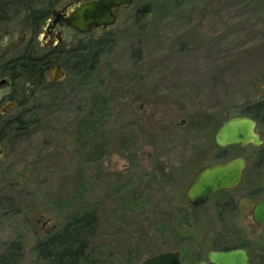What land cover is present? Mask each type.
I'll return each instance as SVG.
<instances>
[{"label": "rangeland", "instance_id": "1", "mask_svg": "<svg viewBox=\"0 0 264 264\" xmlns=\"http://www.w3.org/2000/svg\"><path fill=\"white\" fill-rule=\"evenodd\" d=\"M39 1L26 3L48 10L70 0ZM44 13L21 7L0 22V113L12 96L6 116L34 119L31 132L0 143V255L16 243L23 264H50L38 238L94 210L91 255L100 264H141L167 250L195 264L246 244L252 264H264V227L250 225L264 192V148L228 149L248 159L236 188L198 207L186 196L196 172L218 160L221 122L264 99V0H135L99 38L66 31L70 46L83 38L99 51L98 67L76 78L72 54L63 57L65 76L52 87L49 72L11 66L31 44L34 55L48 52L38 49ZM89 106L101 116L86 128Z\"/></svg>", "mask_w": 264, "mask_h": 264}, {"label": "water", "instance_id": "2", "mask_svg": "<svg viewBox=\"0 0 264 264\" xmlns=\"http://www.w3.org/2000/svg\"><path fill=\"white\" fill-rule=\"evenodd\" d=\"M135 0H77L80 5L68 16L65 21L73 25L78 31L89 33L94 27L106 30L114 25L118 16L115 8L127 5ZM52 80L57 81L65 76L60 65L52 69ZM2 79L0 84L6 83ZM16 106L15 101L4 104L2 111L8 112ZM182 123H184L182 121ZM256 121L249 116H233L223 121L214 134L215 143L220 147L230 144L246 145L253 143L260 145L263 142L261 135L256 131ZM4 155V148L0 146V158ZM247 162L242 155L223 162H217L203 167L187 189V197L192 204L205 203L210 196L223 188H233L242 178ZM253 217L259 225H264V195L254 205ZM213 264H247L250 262L247 250L233 248L230 250H212L208 255ZM141 264H183L179 250H167L148 256ZM196 264H209L201 260Z\"/></svg>", "mask_w": 264, "mask_h": 264}, {"label": "trees", "instance_id": "3", "mask_svg": "<svg viewBox=\"0 0 264 264\" xmlns=\"http://www.w3.org/2000/svg\"><path fill=\"white\" fill-rule=\"evenodd\" d=\"M57 0H41L40 5L51 8ZM26 3V0H0V22L7 20L9 14L14 9L24 8L30 11V14L46 13L47 10H41L34 7L33 4ZM41 12H38V11ZM49 10V9H48ZM148 10L146 9L145 12ZM35 15V20L38 19ZM38 23V20L36 21ZM35 48L33 44L29 47L28 53L21 57L13 59L11 66L19 67V72L23 74L41 75V67L44 63L41 60L33 59ZM73 61L71 63V75L76 78H82L90 72L97 69L99 61V51L94 52L92 48L85 45L84 48L78 46L75 50ZM24 55H30L24 56ZM19 61V62H18ZM14 69V67H11ZM15 70V69H14ZM14 70L11 75L14 76ZM2 72V69L1 71ZM95 106H89L86 115L83 118L86 128L96 125L99 121L100 113L94 111ZM25 116V114H23ZM22 115L9 117L0 115V143L4 140H14L31 132L32 121ZM27 119V120H26ZM88 125V126H87ZM98 216L96 211L91 210L83 214L75 215L58 232L47 237L38 238V251L41 259L48 260L50 264H100L101 255L93 257L91 255V241L95 237ZM22 248L19 244H11L6 251L0 255V264H23L21 259Z\"/></svg>", "mask_w": 264, "mask_h": 264}, {"label": "flooded vegetation", "instance_id": "4", "mask_svg": "<svg viewBox=\"0 0 264 264\" xmlns=\"http://www.w3.org/2000/svg\"><path fill=\"white\" fill-rule=\"evenodd\" d=\"M76 1L77 0H70V1H68L66 3H64V4H61L58 7H56V5H54L51 9L47 10V12L44 13V15H42L39 18L38 23H37V25L39 27V36H37V38L39 40V42H38V45H39L38 49H43V50H46L48 52L39 53L40 56L39 55H34V57H32V58L43 61L44 65L41 67V71H42L41 72V75L42 76H45L48 72L51 74V78L49 80V87L57 86L63 80V77H62L61 79H58L57 81H53L52 80V72H51L52 69L54 67L60 65V67H62L65 70V68H64L65 65H63V62H62L63 61V57L64 58L65 57L66 58H69L70 57V54H72V56H74L75 55L74 54L75 53V50H76V48L78 46H80L81 48H84L85 45H86L85 42H84V40H83V38H80L79 43L77 45H75L74 47L70 46V44L66 42L67 41L66 31L68 29H72L75 33L77 32L79 34V36H81V37L82 36H86V34H88V33H83V32L78 31L73 25L68 24L65 21V19L68 16H70L71 13L80 5V3H77ZM122 6H125V5H122ZM116 9L117 8L114 9V12H115ZM43 19H44V21H43V23H41V21ZM108 29L102 30L100 27H94L91 32H94L95 33V36L97 38H99ZM91 32H89V33H91ZM33 84H34V81H33ZM10 99L14 100L16 102V105H17L18 101L15 100L14 97L10 96ZM0 115H8V113L7 112H1ZM234 116H249L252 119H254L256 121V123H257L256 124V131L261 135V137L263 139V142L260 145H254L253 143H248L246 145L230 144V145H227L225 147H220V146H218L215 143L214 136H213L214 146L217 147V149H219V155H217L218 160L202 166L196 172V175L193 178V180L191 181V183L194 181V179L196 178L198 172L203 167L208 166V165H211V164H214V163H217V162H223V161L229 160L231 158H234V157H237V156L242 155V154H237V155L231 157L229 155L231 152L228 150L230 148L231 149H233L234 147L245 148L246 146H251V147H253L256 150L263 149L264 148V135L260 132L261 131V128L264 127V99L259 100L256 103L255 102H250V104L246 107L245 110H243V112L241 114L234 115ZM229 118H231V117H229ZM225 120H227V119H225ZM0 146L3 147L2 145H0ZM4 152H5V149H4ZM242 156L246 160L247 166H246V168L243 171L241 181H242L243 176H244V173H245V171H246V169L248 167V159L244 155H242ZM240 182L236 186H234L233 188H223V189H219L218 191H216L215 193H213L210 196V198L205 203H207L214 195H216L220 191L223 192V191H228V190H231V189L236 188L240 184ZM190 184H189V186H190ZM188 187H187V189H188ZM263 195H264V192L260 196V198L258 199V201L261 199V197ZM186 196H187V190H186ZM187 200H188V197H187ZM188 202H189V200H188ZM205 203L197 204V205L192 204V203H190V204L193 207H198V206H202ZM253 208H254V206H253ZM250 225L252 227H254V228H263L264 227V225H259L257 223V221L254 219V217H253V209H252V214L250 216ZM233 248H244V249H246L247 250L248 257L250 258V262L247 263V264H252V259H253L252 258L253 257L252 255L254 254V252L251 250V248L247 244L246 245H238V246L229 247V248L228 247H226V248H216V249H212V250L221 251V250H230V249H233ZM212 250H210V251H212ZM209 252H208V254H207V256L205 258L199 259L197 262H199L201 260H206V261L209 262V264H213V263H211L209 261V258H208ZM181 257H182V254H181ZM182 260H183V258H182ZM260 264H263V263H260Z\"/></svg>", "mask_w": 264, "mask_h": 264}]
</instances>
